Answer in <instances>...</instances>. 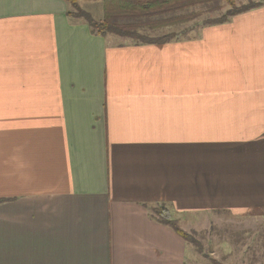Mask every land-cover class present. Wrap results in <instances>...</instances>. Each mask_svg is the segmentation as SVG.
<instances>
[{
	"label": "crops",
	"instance_id": "obj_1",
	"mask_svg": "<svg viewBox=\"0 0 264 264\" xmlns=\"http://www.w3.org/2000/svg\"><path fill=\"white\" fill-rule=\"evenodd\" d=\"M67 12L0 0V264H196L158 206L264 223V3L163 43Z\"/></svg>",
	"mask_w": 264,
	"mask_h": 264
},
{
	"label": "rangeland",
	"instance_id": "obj_2",
	"mask_svg": "<svg viewBox=\"0 0 264 264\" xmlns=\"http://www.w3.org/2000/svg\"><path fill=\"white\" fill-rule=\"evenodd\" d=\"M103 1V0H102ZM235 6L246 4H262L264 0H233ZM80 10L89 13L91 17L100 20L103 17L102 3L95 0H77ZM230 5L224 0H206L201 4L192 6L189 11L193 13L194 18L187 23L175 26H166L158 29L148 27L138 29L146 36H159L169 33L173 38L194 36L198 30L212 20L226 15L231 10ZM68 10L74 14L75 9L68 6ZM180 13V12H178ZM165 16V15H163ZM78 19H81L77 17ZM120 21L129 20L121 18ZM109 42L130 41L122 36L107 34ZM172 38V39H173ZM133 41V40H131ZM160 206L155 209H159ZM174 218V217H173ZM202 225L194 224L182 220V229L191 234L198 241L196 246L189 241L188 247H192L197 252L196 264H212V261H218L222 264H264V223L242 224L234 220L227 213L212 214L211 217H202L199 219ZM178 226L179 223H177ZM181 227V226H180ZM196 247H200L199 249ZM189 249V248H188Z\"/></svg>",
	"mask_w": 264,
	"mask_h": 264
},
{
	"label": "trees",
	"instance_id": "obj_3",
	"mask_svg": "<svg viewBox=\"0 0 264 264\" xmlns=\"http://www.w3.org/2000/svg\"><path fill=\"white\" fill-rule=\"evenodd\" d=\"M64 1L70 8L75 9L77 12L74 14V12L72 13L71 10H68L67 15L81 18L93 34L100 36L114 34L127 38L128 40L131 39L133 43H163L172 39L173 36L165 33L159 36L149 37L143 35L138 29L148 27V29L151 28L153 30L187 23L195 15L189 11V8L201 4L206 0H103V17L100 20H96L89 13L80 10L77 5V0ZM224 1L230 5L231 11L227 12L226 15L215 18L211 23L208 22V24L222 23L233 15L260 5L256 3L246 4L240 7L235 6L233 0ZM121 18L129 21L122 22L120 21ZM154 212L160 221L171 226L185 241H190L196 246L198 241L178 226L177 219L172 218L166 208L160 207L154 210ZM212 264L222 263L213 260Z\"/></svg>",
	"mask_w": 264,
	"mask_h": 264
}]
</instances>
